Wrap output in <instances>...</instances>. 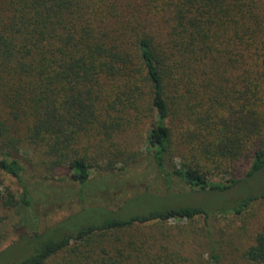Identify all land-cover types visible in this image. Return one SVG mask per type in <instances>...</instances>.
<instances>
[{
    "label": "trees",
    "instance_id": "1",
    "mask_svg": "<svg viewBox=\"0 0 264 264\" xmlns=\"http://www.w3.org/2000/svg\"><path fill=\"white\" fill-rule=\"evenodd\" d=\"M225 1L130 0L119 12L117 0H0V175L11 176L20 188L16 198L0 190V209L32 206L23 166L12 157L18 148H31L30 154L37 149L45 165L68 169L64 176L82 186L90 180L92 165L75 146L110 127L105 115L112 101L103 96L111 83L121 88L115 95L119 108L125 102L122 108H132L138 119L153 117L147 149L169 193L177 184L191 193L220 195L262 170L264 70L238 62L249 48L259 51L264 22L245 17L251 0H231L230 9ZM176 149L211 162L250 150L253 157L241 177L213 181L184 154L175 161ZM262 197L264 190L244 194L212 215L240 214ZM98 209L104 213L100 222L63 230L61 221L38 231L31 215L22 217L33 224L30 235L21 236L31 247L5 264H42L96 232L169 219L208 220L212 213L202 204L129 214ZM208 249L218 262L211 241ZM246 256L264 262V231Z\"/></svg>",
    "mask_w": 264,
    "mask_h": 264
},
{
    "label": "rangeland",
    "instance_id": "2",
    "mask_svg": "<svg viewBox=\"0 0 264 264\" xmlns=\"http://www.w3.org/2000/svg\"><path fill=\"white\" fill-rule=\"evenodd\" d=\"M129 1L117 0L115 9L125 10ZM251 1L249 5L245 3V17L257 16L264 22V0ZM231 6V0H226L224 7L230 9ZM255 47L260 48L257 53L249 48L241 54L238 63H248L252 71L264 70V37L258 39ZM119 92L118 84L111 83L103 96L104 101H112L113 108L105 115L110 127L95 138L83 136L75 146V151L92 165L90 180L85 185L64 176L68 169L62 167L54 171L45 165L44 160L37 158V149L31 154V148L12 152V157L23 166L22 178L33 202L29 210L24 206L0 209L3 217L0 264L20 258L26 248L31 247L32 243L21 236H29L33 224L22 223V217L31 215L38 231L61 221L58 229L63 230L100 222L104 213L98 208L129 214L169 204H202L210 207L212 213L208 220L202 217L169 219L96 232L81 241L71 242L42 264H264L246 256L255 235L264 231V197L253 201L240 214L212 215L217 207L228 205L234 198L264 190V168L224 194L191 193L177 184L172 188L173 193H169L147 149L146 137L153 117L138 119L132 108H122L127 106L125 102L119 108L115 101ZM173 152L178 162L179 155L184 153L178 149ZM184 156L209 179L227 181L242 176L253 151L234 160L216 162L191 154ZM0 183L4 196L8 192L15 198L19 196V185L11 176L0 175ZM208 241L219 254L218 262L209 256Z\"/></svg>",
    "mask_w": 264,
    "mask_h": 264
}]
</instances>
